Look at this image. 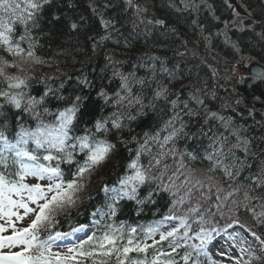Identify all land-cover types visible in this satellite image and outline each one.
I'll list each match as a JSON object with an SVG mask.
<instances>
[{
  "label": "snow or ice",
  "instance_id": "6c2138e0",
  "mask_svg": "<svg viewBox=\"0 0 264 264\" xmlns=\"http://www.w3.org/2000/svg\"><path fill=\"white\" fill-rule=\"evenodd\" d=\"M53 2L0 0V220L4 221L0 223V233L11 229L10 235L0 234V264H204V260L208 264H225L224 259H213L210 250L221 232L227 235L229 247L239 249V255L231 257L221 250L218 253L221 258L228 257L232 264H252L253 258L264 257V235L241 222L236 214L238 202L235 200L232 203L237 207H228L227 212L223 202L215 205V212L211 208L202 212V205L198 203L189 207L185 214L177 215L174 211L176 205L185 203V198L180 197L173 201L168 212L159 220L146 225L117 219L124 201L134 202L139 216L146 205L155 204L153 197L158 191L176 195L179 189L172 192L175 185L172 176L168 177L169 184L163 183L169 166L165 164V171L158 176L153 175L152 169L161 164L160 157L178 155L179 167L172 175H183L184 183L191 185L189 192L192 188H203L205 183L216 186L217 192L223 191L214 175L219 172L221 177L233 182L225 200L234 193H241L244 207L256 224L264 227V147L255 145L244 134L246 129L237 126L233 118H225L219 110H213L199 95L193 93L187 99H181L171 87L173 81L180 79V64L170 68L166 64L167 58L162 60L159 56H151L148 64L140 63L139 68L145 69V75L141 76L137 74L136 66L133 70H125L124 62L106 53V64L101 71L111 70L109 79L118 81V87H97L87 76H83L77 80L79 93L70 97L62 94L63 83L59 88L47 84V79L52 77L36 80L32 75L34 67L45 63L36 55V49L41 46L37 30L41 27V15ZM94 3L95 0H90L89 8L97 17L102 31L89 37L91 49L95 52L108 41L123 44L125 48L131 47L128 37L123 41L113 40L112 20L105 18ZM125 3L135 16L134 27L142 28L143 35L157 40L179 41L177 49L183 47L184 51L177 50L175 55L181 58L187 55L195 57L196 52L188 49L189 41L180 31L178 25L183 23L180 16L196 13L203 5L209 9L214 20H220L207 0H200L199 3L195 0H167L165 6L177 14L176 23H170L154 12L150 15L149 7L137 0H125ZM67 7H74L72 0H67ZM229 7L232 5L229 4ZM234 16L236 19L231 22L223 21V29L208 35L204 34L206 27L198 19H192L190 26L198 30L200 41L206 47H211L214 36L222 37L223 43L238 58L236 64L245 66L251 58L245 56L240 40L233 39L229 32L231 28L241 33L249 29L255 31L259 22L245 23L236 11ZM52 18L57 22L61 20V16L55 14ZM85 20L86 17L81 15L78 18L68 17L65 22L67 28L76 33L85 26ZM256 35L264 41V31ZM208 67L212 76L216 77L218 70L212 65ZM227 79L229 82H245L234 71ZM255 79L264 83V71L257 72ZM33 80L45 84V90L40 95L30 93ZM205 87L208 85L205 84ZM92 90H95V99L91 96ZM210 91L211 98L217 99L215 91ZM53 99L62 106L50 107ZM254 99L260 101L261 97ZM98 102H102L100 110H107L106 114L94 115ZM160 102L169 108L170 114L158 131L145 132L142 140L134 135L130 139L121 136L118 141L113 140V135L123 133L131 122L146 115V109L155 112ZM242 103L243 98L231 99V102L225 100L222 107L232 108L233 104L238 106ZM10 112L15 114L14 133H9ZM86 112L93 114L91 126L85 124L78 129ZM259 114L264 120V113ZM248 115L252 117L254 109H249ZM25 116L35 121V127L25 125ZM46 117L52 119L49 121ZM193 120L199 124L197 132L189 130V123ZM197 135L208 139L205 158L212 163L206 172L213 175L188 167L185 159L195 161L197 156L178 153L174 147L181 136ZM118 143L125 147L135 145V148H127L131 155L127 170L114 184L102 183L100 191L104 193V204L90 214L91 223L73 226L72 210L83 203L84 193L91 187L93 176L112 159ZM261 143H264V137ZM169 144L173 147L168 151L153 155V145L163 150ZM145 156L150 157L147 166L142 163ZM62 165L69 166L70 171L66 173ZM181 169L184 171L181 172ZM145 187L148 191L142 195ZM87 198L91 199V196ZM217 200L220 201L219 196ZM254 201L258 204H253ZM257 207L260 211L256 210ZM217 214L224 220L223 226H219V221L215 219ZM62 218L67 221L70 230H60ZM25 220L26 226L17 227L16 221ZM172 222L177 223L173 225ZM234 225H239L240 230L227 232ZM249 235L258 242L260 257L254 256ZM61 246L66 248L65 252L53 251L54 247ZM6 248L19 250L4 251ZM245 254L249 256L248 260L242 259Z\"/></svg>",
  "mask_w": 264,
  "mask_h": 264
},
{
  "label": "trees",
  "instance_id": "16d2710c",
  "mask_svg": "<svg viewBox=\"0 0 264 264\" xmlns=\"http://www.w3.org/2000/svg\"><path fill=\"white\" fill-rule=\"evenodd\" d=\"M72 2L74 7L68 8L67 0H54L53 4L46 8L40 17L41 27L37 30V35L40 37L41 46L36 49V55L43 59L45 63L34 67L32 75L36 77V80L52 77L53 79H47V84L53 88H59V85L63 83L64 89L62 90V94L70 97L79 93L80 89L77 85V80L83 76H87L88 79L92 80L97 85V87L101 85H105L109 89H115L118 87V81L109 79L111 76V70L101 71L106 64V53L113 54L115 59L124 62L125 70H133V66H136L135 70H137V74L141 76L145 75V69L139 68L140 63L148 64L149 57L151 56H159L162 60L167 58L166 64L170 68L177 63L180 64L181 71L178 74L180 79L178 82L173 81L171 87L181 99H187L188 96L193 93L199 95L213 110H219V114L225 116V118H233L237 126H242L246 129V132L244 133L245 135H252L253 130L248 125V122L252 123L251 119L248 117V109L249 107H252V104L254 105V103H256L257 105L260 104L263 106L264 112V83L254 80L253 78L249 79V77L239 76L244 78L245 82L236 84H249L250 89L244 90L238 87V94L232 93V90L228 88L230 82L227 77L232 74L233 71L236 74V66H240L236 64L238 58L234 57L231 48L223 43L222 37L214 36L211 47H206L205 43L200 41L198 30L190 26V21L192 19H198L201 24L205 25V35H208L209 32L215 33L223 29V21L231 22L235 20L236 17L234 16V11L240 13V16L245 19V23H251L253 20L259 22L255 31L249 29L241 33L236 28H231L229 34L233 39L240 40L245 56L251 58L248 59L246 63L257 61L260 65L264 66V41H260L259 37L256 35V33L264 31V0H227V2L226 0H207V3L212 5L215 16L220 18L219 21L214 20L209 9L203 5H201L199 11L196 13H184L180 16V20H182L183 23H180L178 26L183 37L189 41L188 49L194 50L196 56L193 57L187 55L183 58L175 55L177 50L184 51L183 47L177 49L179 41L172 42L163 41L162 39L157 40L154 37L143 35L142 28L134 27L133 21L135 20V16L133 15V11L127 8L125 0H95L94 6H96L99 11L103 12L105 18L112 20L114 26L113 40L120 39L123 41L125 37H128L131 40V47L125 48L123 44L117 45L112 41H108L104 47L94 52L91 49L92 41L89 37L100 33L102 29L98 23L97 17L89 8L90 0H72ZM137 2L149 7L151 13L154 12L158 16L167 18L170 23H176L177 14L165 6L167 0H137ZM195 2L199 3L200 0H195ZM229 4H231L232 7H229ZM125 12L127 13L125 14ZM123 13L125 14V17H123ZM53 14L61 16V20L59 22L54 21L52 18ZM81 15L86 17V20L84 21L85 26L80 32H71L66 26V18H78ZM202 60L205 61V63H201ZM231 62H234L232 66ZM208 65L216 67L218 70V75L216 77L212 76L211 68H209ZM234 65L235 68L233 67ZM225 77L227 84H224ZM36 80L33 81L36 82ZM232 81L236 82L235 80ZM253 82H255V84L251 85ZM40 84L42 83H39V85ZM205 84L208 85L207 88L205 87ZM153 87H155V85H153ZM197 89H200V91L197 92ZM210 89L218 94L225 93V100H229V102H231V99L243 98V103L238 106L233 104L232 108H223L222 105L225 100L220 104L212 99L211 94H206V92L211 93ZM44 90L45 84L44 88L39 93L41 94ZM34 91L35 93L38 92L36 89H34ZM243 94H245V96L241 97ZM91 96L95 99V90H92ZM256 96H260L261 100H255L254 97ZM49 106L54 108L62 105H57V102L53 99ZM261 106L259 108L256 107L255 113H261ZM101 107L102 102H98L94 113L95 116L106 114L107 110L101 111ZM145 111L147 114L139 116L137 120L131 122L129 128H126L123 133L113 135V140L118 141L121 136L130 139L131 135L137 136L138 139L142 140L145 132L155 133L158 131L162 127L164 120L167 119L168 114H170L169 108L162 102L158 103L155 112L150 109H146ZM13 116L14 115L9 114L10 133H14L16 130V123L14 122L15 120ZM92 119L93 114L86 112L82 115L77 128L79 129L85 124L90 127V121ZM254 119L258 122L254 134L261 139L264 137V120H262L260 114ZM198 127L199 124L195 120L189 123V130L191 132H197ZM166 134L167 133H162V135ZM208 143L206 137L199 135L196 137L181 136L176 141L174 147L178 153H192L197 156L195 161L185 159V164L188 167L202 170L203 174L213 175L212 173L206 172V169L212 163L205 158V150L208 147ZM255 145L264 147L263 143L262 145L258 143ZM172 147L173 145L169 144L165 149L161 150L153 145V155H156L160 151L166 152ZM127 148H135V145L128 144L127 147H125L122 144H117V150L112 159L99 170V174L93 179V183L88 192L84 193L85 199L83 203L78 209L72 210V220L75 223L84 221L83 217H85L86 213L91 209L90 207L93 205V202H95L92 194L98 190L99 186L103 182H112L115 177L116 179L121 177L118 173L122 170L123 172L127 170L126 166L131 159V155ZM149 159L150 157L145 156L142 159V163L147 166ZM160 159L161 164L152 169L153 175L158 176L161 171H165L164 165L167 164L169 167L166 170L163 183L169 184L170 181L168 177L172 176L175 184H178L179 186L178 192L181 191L182 193L193 194L195 190L192 188L191 192L188 191L191 185L184 183V177L178 178V176L172 175L179 167V156L168 155L160 157ZM62 166L65 170H70L69 166ZM181 171L184 170L181 169ZM214 175L218 183V179L220 178L223 185H228V179L221 180L222 177L219 172ZM152 187H155V185H152ZM144 189L148 188L145 187ZM224 193L225 192L222 191V194ZM88 196H91V199H88ZM180 197V195L173 197V200L170 202L168 201V192L158 191V194L154 197L155 204L143 211V213L146 216L154 215L155 213H167L169 207L173 205V201ZM232 197L233 196L229 198L230 201L228 202L223 199V203L226 205L224 208L225 212H227L228 207L234 209L237 207L236 205H233ZM190 201L191 200L189 199V202ZM236 201L238 202V211L236 214L241 222L248 227L253 228V230L257 232L259 231L260 234H264V227L258 226L255 220L252 221L251 219L247 221V218L243 216L245 212L243 208V199H236ZM214 203L217 202L212 200L209 202L206 201L205 204L202 205L201 211H204L208 206ZM194 206L196 205H193L192 203L190 205V203L188 204L185 202L183 205H176L174 211L177 215H183L189 207ZM134 208H136L134 203L126 201L122 204V208L118 214L122 213L125 217L132 216V210H134ZM212 208H215V206ZM77 211L81 216L77 215ZM134 215L136 216V219L142 218V215L138 216L136 213ZM218 220L219 222L224 221L220 216ZM62 222H65L63 218ZM243 260L248 259L244 258ZM204 264H208V262L204 260ZM252 264H264V261L254 262L252 260Z\"/></svg>",
  "mask_w": 264,
  "mask_h": 264
},
{
  "label": "bare ground",
  "instance_id": "6f19581e",
  "mask_svg": "<svg viewBox=\"0 0 264 264\" xmlns=\"http://www.w3.org/2000/svg\"><path fill=\"white\" fill-rule=\"evenodd\" d=\"M149 13L151 14V12H149ZM233 63L234 62H231V66H232ZM256 63L258 64L257 61L255 62V64ZM260 66L262 67V70L264 71V66L263 65H260ZM236 68H237V70H236L237 77H239V76H241V77H250L251 76V78H253L254 80H256L255 79V75L254 74H250L248 72V70H247L248 67L245 68V66H236ZM226 81L227 80H226V77H225L224 84H227ZM255 82H253L251 85H254ZM236 85H237L236 82H234V81H231L230 82L228 88L230 90H232V93H235V94L237 93L238 94V92H237V88L238 87L240 89H244V90L250 89V85L249 84H240V85H237V87H236ZM43 88H44V83H42V84L39 85V83H36V82L32 81L31 82L30 93L32 95H40L39 92H41V90ZM34 89L38 90V92L35 93ZM206 94L210 95L211 93L206 92ZM225 95H226L225 93H220V94L216 93L217 99H215V100L218 103L221 104L226 99ZM244 96H245V94H243L241 97H244ZM260 106H261L260 104L257 105L256 103H254V105L252 104V107H249V109H254V117L253 116L250 117L248 115L249 119H251V122H252V123L248 122V125L253 130V132H252V135H247V136L254 141V144H257L258 143V144L262 145L261 139L258 138L254 134L255 128H256L257 123H258L254 118H257L259 116V113L258 112L255 113V111H256V107L259 108ZM261 108H262L261 109V113H264L263 112V106H261ZM10 114L11 115H14L13 117H14V120H15V114L14 113H11V112H10ZM51 119H52V117H46V120H49L50 121ZM14 122L16 123V121H14ZM24 122H25V125L26 126L35 127V121L31 120L27 116L24 117ZM181 172H183V171H181ZM176 176H178V178L179 177H184L183 175H180L179 173H177ZM217 178H219V177H217ZM223 179L226 180V177H222L221 180H223ZM218 180H219V183L217 181L216 182H217L218 186L223 189V191L225 192L224 194H222V191L221 192H217L216 186H210L207 183H205V186L203 188H200V187L193 188L195 190V191L193 190L194 191L193 194H186V193H182L181 191L180 192H176V188H179V186H178V184H175L174 187L172 188V192H176V195L173 196L171 194V192H168V201L171 202L173 200V197H176V196H179L180 195L181 197H184L185 198V202L188 203V204L190 203V205H191V203L193 205H197L198 203L201 204V205H204L206 201L209 202L210 200L215 201L217 203L223 202V199L225 200V197H227V193L229 191H231V188L229 187V185H230V183L233 184V182L228 180V185L226 186V185H223L222 184V182L220 181V178ZM115 182H112V183H109V184H114ZM100 188L101 187H99L98 190L95 193L92 194V196L94 197V201L95 202H93V205L90 207L91 208L90 209L91 211L89 210L86 213L85 217H83V219H84L85 222L80 221V222L75 223L72 220V225L73 226H75V225H77L79 223H88V224L91 223L92 217H91L90 214L94 211V209L96 207H99V206H101V205L104 204V193L102 191H100ZM147 191H148V189H143L142 192H141V194L142 195L143 194H146ZM196 192H198V193H196ZM217 196L220 197V201L217 200ZM154 197H155V195H154ZM154 197H153V199H154ZM206 198H207V200H206ZM229 198H231V197H228L227 200H226V202L230 201ZM240 198L242 199V194L241 193H234V195L232 197V199L235 200V201H236V199L239 200ZM189 199L191 200L190 202H189ZM125 202L126 201H124V202L121 203L120 209L122 208V204L125 203ZM129 202H131V201H129ZM131 203H134V202H131ZM217 203H214V204L208 206L206 209H209V208L214 207ZM243 204H244V202H243ZM253 204H258V202L254 201ZM152 205H154V204H151L150 203V204L146 205L144 211L147 210L149 207H152ZM243 208H244V211H245L244 214H243V216L245 218H247L246 220L249 221V220L252 219V221H253L254 219L252 218V215H250L251 213H249L245 207H243ZM135 209L136 208H134V210H132V216L125 217V216L122 215V213H120V214H118L117 219L120 220V221H127L128 223H132V224H145L146 225V224H148V223H150L152 221L159 220L164 214H166V213H163V214H156L155 213L154 215H148V216H146L144 213H142L141 214L142 215V218L141 219H136V216L134 215L136 213ZM212 210H213V212L216 211L215 208H212ZM256 210L257 211H260L259 207H257ZM79 216H81V215L79 214ZM205 218L206 219L208 218V214L206 212H205ZM241 218L244 219L243 217H241ZM215 219L217 221H219L218 220L219 219V215L218 214H217V216H216ZM223 225H224V221L219 222V226H223ZM61 227L62 228L69 229V225H68L67 221L62 222ZM227 232H228V229H227ZM258 234H260L259 231H258ZM220 235L226 236L225 232H221ZM262 235H264V234H262ZM252 243H253L252 252L254 253V256L255 257H260L261 256V253L259 251L258 242H255L253 240ZM217 255L219 256V254H217ZM245 258L249 259V256L247 254H245ZM201 259L204 260L203 257ZM252 260L254 262L264 261V257H261V259H255V258H253Z\"/></svg>",
  "mask_w": 264,
  "mask_h": 264
},
{
  "label": "rangeland",
  "instance_id": "374dc122",
  "mask_svg": "<svg viewBox=\"0 0 264 264\" xmlns=\"http://www.w3.org/2000/svg\"><path fill=\"white\" fill-rule=\"evenodd\" d=\"M127 12H125V14H126ZM125 14L123 13V17H125ZM151 15V14H150ZM248 66V63H246V65H245V68ZM70 171V170H69ZM68 171V172H69ZM124 173L125 172H123V170L120 172V173H118V174H120L121 176H123L124 175ZM98 174L99 173H96V175H94L93 176V179H95L97 176H98ZM116 180V177H115V179H113V181H115ZM0 223H4V221L3 220H0ZM24 223H25V225H26V223H27V221L25 220L24 221ZM7 227V226H6ZM0 234H2V235H10L11 234V229L9 228L6 232H4V233H0ZM252 237L250 236V239H251ZM17 250H19L18 248H15V249H4V251H17ZM60 252H64V250H59Z\"/></svg>",
  "mask_w": 264,
  "mask_h": 264
},
{
  "label": "water",
  "instance_id": "95a60500",
  "mask_svg": "<svg viewBox=\"0 0 264 264\" xmlns=\"http://www.w3.org/2000/svg\"><path fill=\"white\" fill-rule=\"evenodd\" d=\"M247 68V67H246ZM248 72L250 73V74H256L257 72H261V71H263L262 70V67L260 66V64L258 63H256L255 64V61H251L250 62V64H249V66H248Z\"/></svg>",
  "mask_w": 264,
  "mask_h": 264
}]
</instances>
